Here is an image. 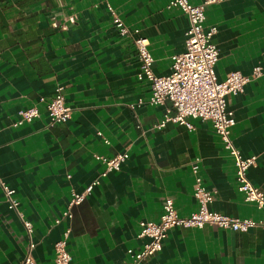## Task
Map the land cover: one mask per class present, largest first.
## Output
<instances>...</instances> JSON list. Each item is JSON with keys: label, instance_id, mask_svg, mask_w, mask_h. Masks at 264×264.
I'll list each match as a JSON object with an SVG mask.
<instances>
[{"label": "crops", "instance_id": "1", "mask_svg": "<svg viewBox=\"0 0 264 264\" xmlns=\"http://www.w3.org/2000/svg\"><path fill=\"white\" fill-rule=\"evenodd\" d=\"M169 2L0 0V264H19L29 241L1 181L15 189L18 209L32 222L37 264H54L55 244L67 225L72 228L70 264L129 260V250L138 251L147 241L139 236L140 221L158 222L166 198L182 216L198 209L195 158L214 191L211 210L263 217L238 190L234 159L211 122L195 119L192 130L173 121L157 127L175 108L169 99L161 105L149 102L150 84L139 78L132 37H147L153 71L169 74L173 54L185 50L189 27L187 15ZM109 6L132 37L119 33ZM205 25L217 27L212 41L219 49L218 80L231 71L252 76L256 66L264 67V0L208 4ZM58 85L72 117L52 124L41 98L50 99ZM28 106H37L40 116L15 126L19 110ZM227 108L236 118V147L244 156H257L248 178L264 191V74L227 96ZM122 152L129 157L121 169L103 173L96 155ZM96 178L99 184L72 207L71 218H64L72 192L84 191ZM143 264H264V229L174 226L162 251Z\"/></svg>", "mask_w": 264, "mask_h": 264}, {"label": "built area", "instance_id": "2", "mask_svg": "<svg viewBox=\"0 0 264 264\" xmlns=\"http://www.w3.org/2000/svg\"><path fill=\"white\" fill-rule=\"evenodd\" d=\"M218 0H205L202 4H194L191 0H170L169 5L178 7L184 12L189 21L186 32L185 50L173 54L172 70L167 75H157L153 71L154 56L149 48V39L145 36H133L122 18L115 12L112 6L109 9L113 16V22L119 33L123 36H133L140 61V79H147L150 84L151 94L149 102L153 105H161L167 99L171 100L175 108L174 114H165L164 119L157 124L161 128L167 122L173 121L183 124L192 130L195 128L193 120L209 121L215 132L222 140L223 148L233 157L235 165V179L238 190L243 194L244 200L253 202L262 211L261 219L233 217L218 211L211 210L209 204L213 202L214 191L204 183L200 173V158H195L191 163L194 175V195L198 203V209L189 216L179 214L174 201L168 197L163 203V211L158 222L141 220L139 236L147 238L142 248L138 251L129 250L131 258L122 264H143L149 257L156 255L163 249V242L168 236L169 230L174 226L203 228L212 224L226 230L249 231L254 227L264 229V191L254 185L248 178V169L255 164L257 156H244L236 147L232 130L236 124L235 114L227 108V96L236 95L243 91L244 85L253 77L264 74L263 66H256L252 76H247L239 71H231L222 81L218 80L215 65L219 60V49L212 41L217 32L216 26L206 27V5ZM46 104L51 123H64L72 117V108L66 103L63 86L58 85L54 95L50 99L41 98ZM141 102V101H140ZM134 107V105H132ZM40 116L37 106L21 108L15 126L31 122ZM105 142L109 140L105 138ZM129 157L127 152L117 153L113 156L97 154L96 158L105 166L103 173L120 170L122 164ZM99 179H94L84 191L72 192L67 209L63 212L64 218L72 217V207L80 204L99 184ZM8 207L16 211L27 232L29 241L25 256L19 264H37L33 256L36 243L33 240L32 222L25 218L18 209L19 201L14 197L15 189L3 181ZM61 218L56 220L57 223ZM72 228L67 225L61 238L56 242V257L54 264H70L72 255L68 249V239Z\"/></svg>", "mask_w": 264, "mask_h": 264}]
</instances>
